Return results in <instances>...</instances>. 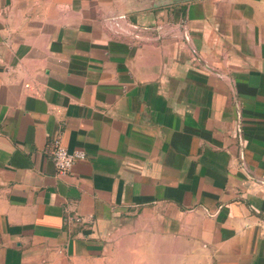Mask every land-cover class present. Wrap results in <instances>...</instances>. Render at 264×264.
I'll return each mask as SVG.
<instances>
[{"label": "crops", "instance_id": "crops-1", "mask_svg": "<svg viewBox=\"0 0 264 264\" xmlns=\"http://www.w3.org/2000/svg\"><path fill=\"white\" fill-rule=\"evenodd\" d=\"M0 264H264V0H0Z\"/></svg>", "mask_w": 264, "mask_h": 264}, {"label": "built area", "instance_id": "built-area-1", "mask_svg": "<svg viewBox=\"0 0 264 264\" xmlns=\"http://www.w3.org/2000/svg\"><path fill=\"white\" fill-rule=\"evenodd\" d=\"M51 154L57 171L60 174L70 173L77 161L86 158L85 151L81 149H74L70 151L69 149H67V147L62 144L59 138L53 141Z\"/></svg>", "mask_w": 264, "mask_h": 264}]
</instances>
